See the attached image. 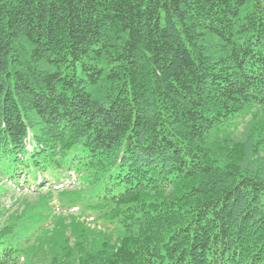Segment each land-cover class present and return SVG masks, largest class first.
<instances>
[{
    "label": "trees",
    "instance_id": "obj_1",
    "mask_svg": "<svg viewBox=\"0 0 264 264\" xmlns=\"http://www.w3.org/2000/svg\"><path fill=\"white\" fill-rule=\"evenodd\" d=\"M0 174V264H264V0H0Z\"/></svg>",
    "mask_w": 264,
    "mask_h": 264
},
{
    "label": "rangeland",
    "instance_id": "obj_2",
    "mask_svg": "<svg viewBox=\"0 0 264 264\" xmlns=\"http://www.w3.org/2000/svg\"><path fill=\"white\" fill-rule=\"evenodd\" d=\"M28 149L32 150V144L28 143ZM64 183L65 187L67 188L74 187V184H72V178H65ZM45 191H47V188L45 189ZM23 198H27L32 202H35L37 200L32 191L27 187L23 188L22 190H18L10 184L7 185L5 183V179L0 174V211L7 209L13 215L22 212L24 205L21 201L25 200ZM7 217L0 218V224H4L7 220Z\"/></svg>",
    "mask_w": 264,
    "mask_h": 264
}]
</instances>
